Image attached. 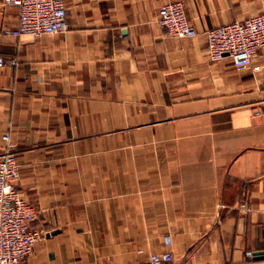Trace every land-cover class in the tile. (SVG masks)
Segmentation results:
<instances>
[{"label": "crops", "instance_id": "obj_1", "mask_svg": "<svg viewBox=\"0 0 264 264\" xmlns=\"http://www.w3.org/2000/svg\"><path fill=\"white\" fill-rule=\"evenodd\" d=\"M168 3L195 38L158 26ZM64 4L40 39L0 8V153L9 135L44 232L28 264H142L168 235L171 264H264V52L238 70L205 37L264 0Z\"/></svg>", "mask_w": 264, "mask_h": 264}, {"label": "built area", "instance_id": "obj_2", "mask_svg": "<svg viewBox=\"0 0 264 264\" xmlns=\"http://www.w3.org/2000/svg\"><path fill=\"white\" fill-rule=\"evenodd\" d=\"M2 6L19 9L15 37L40 39L68 31L64 0H4ZM158 26L179 39L195 38L198 33L186 18L181 3H168L159 10ZM208 54L212 61L229 56L238 70L247 69L260 52H264V12L243 21L215 26L205 33ZM14 61L0 56V68ZM6 147L0 153V264H28L44 232L34 229L36 207L16 188L19 164L15 145L9 135L3 136ZM241 208L248 211V205ZM167 250L149 256L142 264H171V236L164 239ZM248 256H252L251 253Z\"/></svg>", "mask_w": 264, "mask_h": 264}]
</instances>
